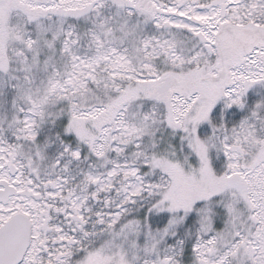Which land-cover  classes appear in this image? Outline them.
<instances>
[{
	"label": "snow or ice",
	"instance_id": "1",
	"mask_svg": "<svg viewBox=\"0 0 264 264\" xmlns=\"http://www.w3.org/2000/svg\"><path fill=\"white\" fill-rule=\"evenodd\" d=\"M0 264H264V0H0Z\"/></svg>",
	"mask_w": 264,
	"mask_h": 264
}]
</instances>
